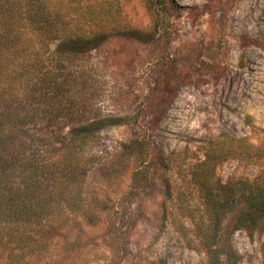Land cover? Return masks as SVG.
<instances>
[{"label":"rangeland","instance_id":"obj_1","mask_svg":"<svg viewBox=\"0 0 264 264\" xmlns=\"http://www.w3.org/2000/svg\"><path fill=\"white\" fill-rule=\"evenodd\" d=\"M116 1L121 24L151 41L117 38L71 69L83 72L91 103L126 122L103 127L82 151L89 163L72 187L77 206L59 203L41 220H0V264H211L193 229L206 216L191 173L209 161L215 185L264 170V0H172L166 18L146 0ZM159 86L164 97L154 105ZM232 138L255 148L241 154ZM140 140H148L149 177L133 190L130 153ZM215 145L226 153L217 157ZM155 156L168 159L167 170H156ZM219 237L237 264H264V223L236 229L230 212Z\"/></svg>","mask_w":264,"mask_h":264},{"label":"trees","instance_id":"obj_2","mask_svg":"<svg viewBox=\"0 0 264 264\" xmlns=\"http://www.w3.org/2000/svg\"><path fill=\"white\" fill-rule=\"evenodd\" d=\"M146 5L153 16L166 18L173 1L146 0ZM121 14L116 0H0L1 221L41 220L59 203L78 205L72 187L82 182L89 163L80 160L82 151L94 145L103 127L126 120L91 103L87 79L71 68L117 38L151 41L147 33L123 26L118 19ZM155 29L157 33L158 26ZM175 83L170 78L166 85L172 88ZM162 89L157 87L152 95L153 104L163 99ZM231 140L241 147L237 150L241 154L255 148L244 138ZM145 141L137 142L130 153L133 190L144 189L148 183ZM222 152L226 153L218 146L213 151L217 157ZM205 162L188 180L200 193L206 216L193 229L211 264H237L236 252L222 250L221 224L230 212L236 229L252 231L264 223V170L253 179L212 185L213 166ZM153 163L156 170H167L170 162L155 156ZM161 178L168 195L169 180Z\"/></svg>","mask_w":264,"mask_h":264}]
</instances>
